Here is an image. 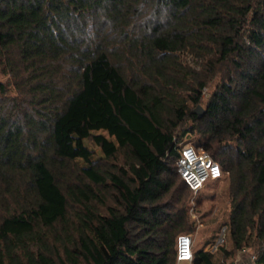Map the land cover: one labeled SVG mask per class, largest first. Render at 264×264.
<instances>
[{"label": "trees", "instance_id": "16d2710c", "mask_svg": "<svg viewBox=\"0 0 264 264\" xmlns=\"http://www.w3.org/2000/svg\"><path fill=\"white\" fill-rule=\"evenodd\" d=\"M193 133L229 177L224 259L264 264V0H0V264H176Z\"/></svg>", "mask_w": 264, "mask_h": 264}, {"label": "rangeland", "instance_id": "374dc122", "mask_svg": "<svg viewBox=\"0 0 264 264\" xmlns=\"http://www.w3.org/2000/svg\"><path fill=\"white\" fill-rule=\"evenodd\" d=\"M181 58L190 67L195 70H200V65L198 62L200 60L196 59L190 53H183ZM198 61V62H197ZM218 80H215L210 90H206L204 93L203 107L205 108L206 102L210 98L211 91L216 87ZM92 121L95 118L91 117ZM66 134L65 130H58L57 137L60 138ZM94 134H102L108 140L115 141V138L110 137L106 131H95ZM200 140V133L187 134L183 137L180 144H192L196 148L202 147L198 146ZM85 147L92 152L90 159L92 161H98L104 157L103 151L94 142L86 139L84 140ZM74 144L72 145V147ZM77 163L81 167H88V163L84 158H78ZM194 197L198 196L200 203L194 208L193 211H189L191 220L194 223V231L190 233L193 236L194 250L198 251L201 248L205 250L209 249L208 245L213 242L219 235L221 228L226 226L227 221H229L231 214V197H230V184L228 175H224L223 179L215 182H209L206 186L199 192V194H193ZM232 242L227 239L223 244V248L217 252H214V261L216 264H254L256 250L254 247L245 248L239 252H234L230 258L224 259V250L232 251ZM222 248V249H221ZM176 264H186L179 263ZM192 264V263H188Z\"/></svg>", "mask_w": 264, "mask_h": 264}, {"label": "built area", "instance_id": "2783aa9c", "mask_svg": "<svg viewBox=\"0 0 264 264\" xmlns=\"http://www.w3.org/2000/svg\"><path fill=\"white\" fill-rule=\"evenodd\" d=\"M177 168L181 177L198 194L209 182L223 179L224 172L218 162L201 148L192 144H179ZM227 226L221 228L217 238L208 245L207 251L214 253L226 242ZM177 257L179 263H192L194 258V241L191 234L178 238Z\"/></svg>", "mask_w": 264, "mask_h": 264}, {"label": "water", "instance_id": "95a60500", "mask_svg": "<svg viewBox=\"0 0 264 264\" xmlns=\"http://www.w3.org/2000/svg\"><path fill=\"white\" fill-rule=\"evenodd\" d=\"M194 112L198 115H203L205 114L206 110L202 105H199Z\"/></svg>", "mask_w": 264, "mask_h": 264}, {"label": "crops", "instance_id": "0c3cea01", "mask_svg": "<svg viewBox=\"0 0 264 264\" xmlns=\"http://www.w3.org/2000/svg\"><path fill=\"white\" fill-rule=\"evenodd\" d=\"M194 194V193H193ZM199 194V193H198ZM195 198H196V196L195 197H193V200H192V205H193V207L191 208V210L190 211H193L194 210V208H196L195 207ZM205 250V249H204ZM205 251H207V250H205ZM207 252H209V251H207ZM186 264H188V263H186Z\"/></svg>", "mask_w": 264, "mask_h": 264}]
</instances>
